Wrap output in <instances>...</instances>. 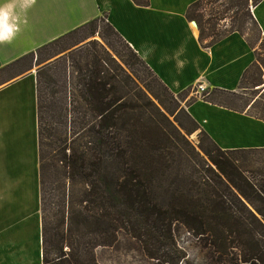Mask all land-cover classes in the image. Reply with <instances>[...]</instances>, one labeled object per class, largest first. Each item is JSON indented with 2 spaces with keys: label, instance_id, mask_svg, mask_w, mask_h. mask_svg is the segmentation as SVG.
I'll return each instance as SVG.
<instances>
[{
  "label": "trees",
  "instance_id": "obj_1",
  "mask_svg": "<svg viewBox=\"0 0 264 264\" xmlns=\"http://www.w3.org/2000/svg\"><path fill=\"white\" fill-rule=\"evenodd\" d=\"M132 1L149 6V0ZM261 1L199 0L189 7L186 18L196 23L204 48L238 33L256 60L241 80V90L252 92L248 99L212 89L188 105L200 98L264 121V35L251 11ZM87 29V38L103 43L90 41L55 60L61 68L49 64L37 72L43 264H99L96 251L113 248L122 234L160 261L159 245L177 224L224 264H264V149L222 150L181 109L192 124L184 127L175 116L181 94L173 99L106 16L23 59L41 65L64 52L66 41L81 43L77 37ZM110 35L130 58L114 50ZM196 131L207 142L198 148L187 139Z\"/></svg>",
  "mask_w": 264,
  "mask_h": 264
},
{
  "label": "crops",
  "instance_id": "obj_2",
  "mask_svg": "<svg viewBox=\"0 0 264 264\" xmlns=\"http://www.w3.org/2000/svg\"><path fill=\"white\" fill-rule=\"evenodd\" d=\"M197 1L0 0V70L106 16L172 93H237L255 51L238 33L204 48L186 18ZM251 11L264 35V0ZM186 111L222 150L264 149V121L200 98ZM0 264H43L35 71L0 86Z\"/></svg>",
  "mask_w": 264,
  "mask_h": 264
},
{
  "label": "rangeland",
  "instance_id": "obj_3",
  "mask_svg": "<svg viewBox=\"0 0 264 264\" xmlns=\"http://www.w3.org/2000/svg\"><path fill=\"white\" fill-rule=\"evenodd\" d=\"M222 25H224V23H222ZM98 27H99L98 31L102 35L105 34L107 28L106 22L100 23ZM89 32L90 30L87 29L77 37V41L78 42L81 41V43H79L76 46H72L69 40L66 41V43L62 45V47L65 48L64 52L56 55L55 57L49 60H46L41 65H38L36 63V60L30 57H27L25 59H23L24 58L23 57L20 60L13 62L9 66L0 70V86L11 80H16L21 76H23L24 74H26L27 72H31V71L33 72L35 71L37 77L38 70L44 67L45 65L54 64V66L58 65V68H61L60 66L61 64L56 63L55 60L59 59L62 56L68 55L69 53L77 50L78 48L87 44L90 41H97L103 43L102 39L99 36L87 38ZM110 36L111 39L109 41L113 43L114 50L121 52V54L124 56H127V59L130 58L129 51L126 45L122 41H120L119 38H117L116 36L114 35H110ZM261 41L263 42L264 40L261 39ZM69 46L72 47L67 50V47ZM260 46H261V42L257 44V48H260ZM55 48L56 47H54V49ZM261 50H263L262 46H261ZM52 51L54 50L52 49ZM139 75L141 77L143 76L145 79L148 78L147 75L143 73L142 70ZM52 80L53 79H51V81ZM261 81L263 82V87H264V73L261 78ZM237 93L242 96L247 93L248 95H244V97L245 99H248L252 92L240 90ZM173 95H174L173 99H176V97L179 94L173 93ZM195 96L196 95L194 94V91L184 92L181 93L180 100L178 101H176L177 99L175 100L180 107L179 109L177 108V112L175 116L179 117L180 122L186 128H192V124L188 120L184 111L183 113H179V112L181 109H184L186 111L189 101ZM173 105L174 104L170 106L172 109L174 108ZM239 105L242 104L239 103ZM232 106L236 107V104H232ZM187 139L196 148H198L201 140L207 143L206 138L200 133V131H196L194 134L188 136ZM119 238L120 241L113 248H100L96 251V256L99 264H166L164 263V261L168 260L169 257H173V258L185 257L184 259L181 260L179 264H224L225 262V261L223 262L220 259L219 254H217L201 238L194 236L183 225L180 224L174 225L171 238L168 237L167 239H164L163 242L159 245L158 256L161 258L160 261H158L157 259H151L148 256H146L142 250L141 245L132 238L126 236L125 234H122Z\"/></svg>",
  "mask_w": 264,
  "mask_h": 264
},
{
  "label": "built area",
  "instance_id": "obj_4",
  "mask_svg": "<svg viewBox=\"0 0 264 264\" xmlns=\"http://www.w3.org/2000/svg\"><path fill=\"white\" fill-rule=\"evenodd\" d=\"M208 91V89L200 84L196 87V90H195V95L198 96V97H201L202 95H204L206 92Z\"/></svg>",
  "mask_w": 264,
  "mask_h": 264
},
{
  "label": "water",
  "instance_id": "obj_5",
  "mask_svg": "<svg viewBox=\"0 0 264 264\" xmlns=\"http://www.w3.org/2000/svg\"><path fill=\"white\" fill-rule=\"evenodd\" d=\"M194 23V22H193ZM196 25V23H194ZM197 26V25H196Z\"/></svg>",
  "mask_w": 264,
  "mask_h": 264
}]
</instances>
